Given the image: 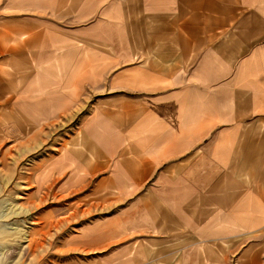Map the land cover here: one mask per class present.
I'll return each instance as SVG.
<instances>
[{
	"label": "crops",
	"instance_id": "obj_1",
	"mask_svg": "<svg viewBox=\"0 0 264 264\" xmlns=\"http://www.w3.org/2000/svg\"><path fill=\"white\" fill-rule=\"evenodd\" d=\"M63 118L39 182L107 214L76 239L102 264L260 261L264 0H0V140Z\"/></svg>",
	"mask_w": 264,
	"mask_h": 264
},
{
	"label": "rangeland",
	"instance_id": "obj_2",
	"mask_svg": "<svg viewBox=\"0 0 264 264\" xmlns=\"http://www.w3.org/2000/svg\"><path fill=\"white\" fill-rule=\"evenodd\" d=\"M77 123L78 119L55 120L51 135L53 139H60L59 142H47L39 150L28 147L30 142L0 140V231L7 232L0 243V264H100L106 259L93 254L92 248L76 239L85 224L99 222L100 217L106 219L107 214L85 217L81 208L76 211L83 199L66 198L63 182H39L41 174L54 168L55 155L66 148L71 150L76 144ZM22 209L29 212L24 214ZM10 211L16 215L2 218ZM15 231L20 235L11 236ZM255 241H258L253 245L260 261L252 263L249 255L247 264H264V240ZM233 260L228 264H237ZM208 264L223 263L209 261Z\"/></svg>",
	"mask_w": 264,
	"mask_h": 264
},
{
	"label": "bare ground",
	"instance_id": "obj_3",
	"mask_svg": "<svg viewBox=\"0 0 264 264\" xmlns=\"http://www.w3.org/2000/svg\"><path fill=\"white\" fill-rule=\"evenodd\" d=\"M22 211V213H28L29 211L28 210H24V209H22L21 210ZM6 214V215H5ZM13 215H16L13 211H10L9 213H4L3 215H2V218H4V219H7V218H9V217H11V216H13ZM17 215H18V213H17ZM14 230H16V229H14ZM9 232V231H8ZM7 232L6 231H3V232H1L0 231V243H3V241H4V239H5V234H6ZM11 233V232H10ZM19 233V234H18ZM20 235V232L18 231H15L14 233H12L11 234V236H15V235ZM10 235V234H9ZM26 236V235H25ZM4 238V239H3ZM7 238V237H6ZM7 240V239H6ZM2 247V246H1Z\"/></svg>",
	"mask_w": 264,
	"mask_h": 264
}]
</instances>
